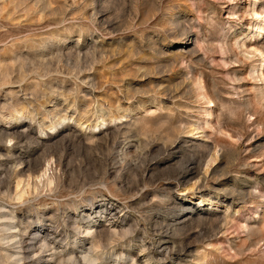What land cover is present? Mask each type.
<instances>
[{"label": "rangeland", "instance_id": "rangeland-1", "mask_svg": "<svg viewBox=\"0 0 264 264\" xmlns=\"http://www.w3.org/2000/svg\"><path fill=\"white\" fill-rule=\"evenodd\" d=\"M0 264H264V0H0Z\"/></svg>", "mask_w": 264, "mask_h": 264}, {"label": "bare ground", "instance_id": "bare-ground-1", "mask_svg": "<svg viewBox=\"0 0 264 264\" xmlns=\"http://www.w3.org/2000/svg\"><path fill=\"white\" fill-rule=\"evenodd\" d=\"M254 13H255L256 15H257V14H259V15L261 14L260 11H258V10H256V9L254 10Z\"/></svg>", "mask_w": 264, "mask_h": 264}]
</instances>
